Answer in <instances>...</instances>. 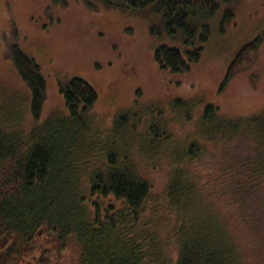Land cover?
I'll use <instances>...</instances> for the list:
<instances>
[{"label":"trees","instance_id":"trees-1","mask_svg":"<svg viewBox=\"0 0 264 264\" xmlns=\"http://www.w3.org/2000/svg\"><path fill=\"white\" fill-rule=\"evenodd\" d=\"M99 1L152 8L192 41L209 30L188 23L191 11L235 0ZM260 43L237 52L219 93ZM201 51L161 47L154 59L183 73ZM9 52L29 90L32 125L22 131L23 104L1 101L0 264H68L70 256L73 264H264V110L234 115L176 97L164 111L134 103L102 130L91 113L96 90L73 78L60 89L67 116L41 122L45 78L16 42ZM158 170L167 178L155 187L144 173ZM231 207L235 232L225 217Z\"/></svg>","mask_w":264,"mask_h":264},{"label":"rangeland","instance_id":"rangeland-1","mask_svg":"<svg viewBox=\"0 0 264 264\" xmlns=\"http://www.w3.org/2000/svg\"><path fill=\"white\" fill-rule=\"evenodd\" d=\"M188 23L207 25L208 35L198 31L194 40L187 41L190 37L183 29L168 26L152 8L134 12L99 0H0V106L3 99L23 104L22 131H29V90L9 54L16 42L46 81L41 122L67 116L60 89L73 78L89 82L96 90L98 99L91 113L102 130L109 128L116 113L134 103L137 109L154 106L164 111L176 97L211 103L234 115L263 111L264 0H235L214 11L193 10ZM257 38H261L257 51L246 56V65L236 69L219 93L234 56ZM161 47L187 51L202 47V51L196 62H190L189 71L171 73L155 62ZM166 174V170L146 171L144 177L160 187ZM247 201L254 203L252 198ZM227 212L228 226L235 232L240 223L232 207ZM69 258L68 264H73L75 258ZM245 264L257 263L245 260Z\"/></svg>","mask_w":264,"mask_h":264}]
</instances>
